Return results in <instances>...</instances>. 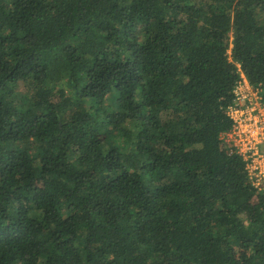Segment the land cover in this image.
I'll list each match as a JSON object with an SVG mask.
<instances>
[{"label": "trees", "instance_id": "obj_1", "mask_svg": "<svg viewBox=\"0 0 264 264\" xmlns=\"http://www.w3.org/2000/svg\"><path fill=\"white\" fill-rule=\"evenodd\" d=\"M240 72L264 0H0V264H264Z\"/></svg>", "mask_w": 264, "mask_h": 264}, {"label": "built area", "instance_id": "obj_2", "mask_svg": "<svg viewBox=\"0 0 264 264\" xmlns=\"http://www.w3.org/2000/svg\"><path fill=\"white\" fill-rule=\"evenodd\" d=\"M224 112L231 126L221 135L222 142L229 153L243 162L250 185L264 194V105L259 88L251 85L241 72Z\"/></svg>", "mask_w": 264, "mask_h": 264}]
</instances>
